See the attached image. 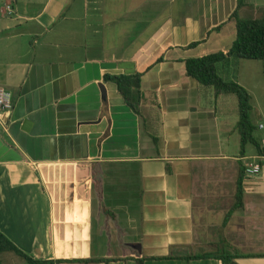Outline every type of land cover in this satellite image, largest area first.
Instances as JSON below:
<instances>
[{
    "label": "crops",
    "instance_id": "crops-1",
    "mask_svg": "<svg viewBox=\"0 0 264 264\" xmlns=\"http://www.w3.org/2000/svg\"><path fill=\"white\" fill-rule=\"evenodd\" d=\"M263 11L264 0H0V86L12 99L0 116V232L54 264H226L187 258L223 247L235 264H264V163L245 172L243 208L224 223L256 152L240 153L238 119L230 129L203 104L209 86L184 63L195 48L231 46L217 45L236 33L233 12ZM137 71L139 114L103 78ZM234 132L236 154L209 150ZM25 263L0 252V264Z\"/></svg>",
    "mask_w": 264,
    "mask_h": 264
},
{
    "label": "trees",
    "instance_id": "trees-1",
    "mask_svg": "<svg viewBox=\"0 0 264 264\" xmlns=\"http://www.w3.org/2000/svg\"><path fill=\"white\" fill-rule=\"evenodd\" d=\"M240 4V1L238 2ZM231 18L235 22L236 36L231 46L225 51L208 53L201 56H191L184 59L186 74L194 78L198 84L203 86H211L216 96L220 94H234L238 101L239 118L236 128L240 135V153L246 152V146L252 145L255 152L261 154V137L256 136L257 126L253 124L250 118L251 111V95L245 87L235 80H225L218 73V63L226 61L229 58L236 57L251 60H264V12L259 18L239 17L236 12L231 14ZM200 41H193L188 44V48L194 47ZM164 60L163 56L156 59L157 62ZM152 66L149 65L147 70ZM143 72H135L133 74L124 73H105L104 80L113 82L118 92L121 94L125 104L135 113H140V103L143 97L141 90V76ZM245 168H241L236 179V190L234 201L227 211L224 223L235 210L243 208L244 205V180ZM12 251L25 259L29 264H54L60 260H38L25 254L18 249L4 234L0 232V252ZM238 253H232L226 247L215 252H204L201 254H192L187 256L188 259L216 258L226 264H235L233 258ZM96 261V259H85L81 261ZM100 260V259H98ZM145 257L135 259L136 264H145Z\"/></svg>",
    "mask_w": 264,
    "mask_h": 264
},
{
    "label": "rangeland",
    "instance_id": "rangeland-1",
    "mask_svg": "<svg viewBox=\"0 0 264 264\" xmlns=\"http://www.w3.org/2000/svg\"><path fill=\"white\" fill-rule=\"evenodd\" d=\"M130 0H124V4H127ZM111 5V6H110ZM109 6L111 8H114L112 4ZM264 12V11H263ZM263 14V13H262ZM253 18V17H252ZM227 37L223 38V43L217 45L220 47V49H225L229 46L231 43V40L236 36V33L231 30H227L226 32ZM215 38H212L211 41H215ZM211 45H206L201 46L200 48H195L189 52L190 56H200L203 54H206L208 50H210ZM206 50V51H205ZM92 51H96V47L94 46L92 48ZM95 55V54H93ZM233 60L229 64V66L226 68V70L223 72L221 71L219 74L222 75V77L225 80H235L239 84H241L243 87L247 89L249 94L251 95V111H250V118L251 121L254 124H257L259 121H264V60H251V59H242V58H236L232 57ZM221 65L226 66L227 62L223 61L221 63H218L219 70ZM234 76V77H233ZM208 87V86H206ZM208 90L207 93H205L203 96V104L205 106L213 105L217 106L220 109V112L218 116H220L222 119H226L228 125L231 124V120L235 118V120L238 119V112H237V97L234 94H222L221 96H218L221 100H215L214 97V91L211 86L209 88H206ZM229 97V98H225ZM224 99H232L230 101L226 102H221ZM233 100L235 102V105H233ZM232 101V102H231ZM228 110V114H226V111ZM223 124V123H222ZM231 129V125L229 126ZM237 134L234 132L232 136L230 137V140L228 141L227 144L222 145L221 147H216V146H210L209 150H214L215 153L221 152V153H226V155H234L238 152L239 147L238 144L236 143L237 139ZM207 149V147H206ZM98 219V224H100L99 217ZM97 224V225H98ZM114 242H111V246L113 245ZM26 264V263H25Z\"/></svg>",
    "mask_w": 264,
    "mask_h": 264
},
{
    "label": "built area",
    "instance_id": "built-area-1",
    "mask_svg": "<svg viewBox=\"0 0 264 264\" xmlns=\"http://www.w3.org/2000/svg\"><path fill=\"white\" fill-rule=\"evenodd\" d=\"M12 108L11 94L0 86V116L3 113L10 111ZM257 131L261 137V147L263 152L261 154L255 153L249 156V160L244 164L245 172L247 174L258 173L261 170L262 163H264V121L257 123Z\"/></svg>",
    "mask_w": 264,
    "mask_h": 264
},
{
    "label": "water",
    "instance_id": "water-1",
    "mask_svg": "<svg viewBox=\"0 0 264 264\" xmlns=\"http://www.w3.org/2000/svg\"><path fill=\"white\" fill-rule=\"evenodd\" d=\"M100 89H101V94H102V96H105V89H104V87H103V85H100ZM30 122L31 121H29L28 119H25L24 121H23V129H25L29 124H30Z\"/></svg>",
    "mask_w": 264,
    "mask_h": 264
}]
</instances>
